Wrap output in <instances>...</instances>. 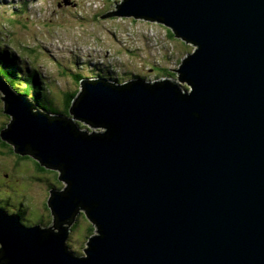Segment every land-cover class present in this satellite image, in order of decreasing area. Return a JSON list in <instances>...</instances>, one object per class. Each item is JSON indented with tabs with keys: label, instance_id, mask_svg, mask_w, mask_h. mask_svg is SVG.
I'll list each match as a JSON object with an SVG mask.
<instances>
[{
	"label": "water",
	"instance_id": "water-1",
	"mask_svg": "<svg viewBox=\"0 0 264 264\" xmlns=\"http://www.w3.org/2000/svg\"><path fill=\"white\" fill-rule=\"evenodd\" d=\"M113 1L99 19L159 22L198 49L178 80H83L66 118L0 72L1 137L65 183L48 228L0 208V264H264V0ZM81 212L97 235L76 256Z\"/></svg>",
	"mask_w": 264,
	"mask_h": 264
},
{
	"label": "rangeland",
	"instance_id": "rangeland-1",
	"mask_svg": "<svg viewBox=\"0 0 264 264\" xmlns=\"http://www.w3.org/2000/svg\"><path fill=\"white\" fill-rule=\"evenodd\" d=\"M23 1L27 2V7H23ZM23 1L0 2V51L7 54L11 51L18 61L15 69H9L18 82H23L25 76H17L16 70L22 74L38 71V81H45L48 86L45 96L54 102L61 114L67 111L65 94L72 93L74 103L82 90L83 80L103 78L118 84L129 83L134 77H142L148 82L178 80L177 71L182 60L189 52L194 53L198 49L181 39H171L169 28L159 22L119 16L99 19L110 11H116L113 0ZM32 5L34 9L28 13ZM5 31L9 34L6 41L2 38ZM103 67H106L105 73L101 72ZM165 69L169 72H163ZM78 74L83 76L79 83ZM118 76L122 80H117ZM8 78L14 80L10 76ZM20 87L25 89V86ZM11 122L12 117L4 114V103L0 99V136ZM8 150L0 143V208H6L8 212L11 209V212H17L15 208L18 207L25 209L26 214L24 217L21 215L20 220L23 224L32 226L39 222L42 228H48L53 222L44 203L46 198H50L48 190L57 188L63 191L65 184L57 183L56 187L50 188L48 184L56 182L57 171H39L33 160H20L16 153ZM5 197L13 198L22 206H8L7 200H2ZM85 221L80 216L76 223L79 224L78 229L70 235L68 245L73 251L78 250L81 242L84 249L87 247V241L83 244L79 233L80 224L84 226L83 232L89 224ZM92 234L97 235L96 227Z\"/></svg>",
	"mask_w": 264,
	"mask_h": 264
},
{
	"label": "trees",
	"instance_id": "trees-1",
	"mask_svg": "<svg viewBox=\"0 0 264 264\" xmlns=\"http://www.w3.org/2000/svg\"><path fill=\"white\" fill-rule=\"evenodd\" d=\"M25 7H27V2L25 3L24 2V4H23ZM15 11V10H14ZM168 30V29H167ZM169 37L172 39V38H176V36L173 34V32L169 29ZM185 43V42H184ZM186 44V43H185ZM192 47H194V45H192ZM0 49H2V47L0 46ZM6 50V49H5ZM190 53V52H189ZM8 55V56H7ZM16 65H18V61L16 60V58H15V56L12 54V52L11 51H8V54L7 53H4V52H2V51H0V72L6 77V78H8V76H10V77H12V78H14L13 77V72L10 70L9 71V69L10 68H16L17 66ZM105 68L106 67H103L102 68V71L101 72H103V73H105ZM32 70H30V74L28 73V74H25V73H23L22 74V71H19V70H16V74H17V76H19V75H22V76H25L24 78H23V82H21V86H25V89H22L21 87H17L24 95L25 94H28L29 96H32L33 98H35L36 99V102L39 104V106H40V108L43 110V111H45V112H49V113H51V114H55V115H58V114H60V115H62L63 117L65 116V118L66 117H69L71 114H70V112H69V110H70V107H71V105H72V102H73V95H72V93H66L65 94V101H66V104H67V111H66V113H64V114H61V111L54 105V102L52 101V100H49L48 98V96L46 95L45 96V94L47 93V85H46V83H45V81H44V83L42 82V81H38V79H40L39 78V76H38V71L37 70H34V72H31ZM163 72H165V73H168L169 72V70H168V72H167V69H165ZM100 74L99 73H97V76H99ZM172 74L171 73H169V76H171ZM32 78H35V79H32ZM81 78H83V76H81V75H79L78 74V76H77V82L81 79ZM112 78V77H111ZM115 78V77H114ZM134 78H136V77H134ZM9 79V78H8ZM14 80H16L15 78H14ZM14 80H10L9 79V81L12 83V84H16L15 83V81ZM117 80H122L119 76L117 77ZM109 81H111V79H109ZM79 83V82H78ZM121 83V82H120ZM119 83V84H120ZM44 90V91H43ZM50 91V90H49ZM76 92H78V91H76ZM74 96H75V94H74ZM0 143L2 144V146L5 148V149H10V150H8V151H10L11 153H14L15 154V152H14V150H13V146L12 145H10L9 143H7V142H5V141H3V138L0 136ZM16 157H19L20 158V160H24V159H26V160H33V162L36 164V166H35V168L36 169H38L39 171H42V172H44V173H50L51 172V170H47V169H45V168H43L37 161H35V159L33 158V157H29V156H20V155H15ZM53 173V172H52ZM51 183V182H50ZM57 183H60L58 180H56V182L55 183H51V184H48L49 186H50V188L51 187H56V184ZM58 187V186H57ZM14 207V206H13ZM21 207V206H20ZM46 207H47V205H46ZM16 209V211L17 212H11L12 211V209H11V211H10V213H16L17 215H19L20 216V219H22V216L24 217V215L26 214V211H25V209H23L22 210V208L20 209L19 207L18 208H15ZM21 210L22 211H24V213L23 212H21ZM6 211H8V209L6 210ZM22 216H21V215ZM85 216V219H86V221H88L87 222V224L88 225H86V227H85V231L83 232L82 230H83V228H84V226H83V224H80V231H79V233L82 235L81 237L83 238V244H85L84 242H86L87 241V243L89 242V239H90V237L93 235L92 233L94 232V229H95V227H92L91 225H93L91 222H90V220L87 218V216H86V214L85 213H80V216L83 218V221H85V219H84V216ZM79 216V217H80ZM79 217H78V219H79ZM50 218H53V217H51L50 216ZM78 219H77V221H78ZM77 221L75 222V224H74V226H73V229H72V232H74L76 229H78V225L76 224L77 223ZM86 221H85V224H86ZM23 223V222H22ZM89 231H90V233H89ZM71 232V233H72ZM87 233H89V235H90V237H86V234ZM85 239V240H84ZM70 242H71V238H70V240H69ZM78 244H80V246H79V248H78V250H75V251H78V252H81L82 254H84V247L82 246V242L81 243H78Z\"/></svg>",
	"mask_w": 264,
	"mask_h": 264
},
{
	"label": "clouds",
	"instance_id": "clouds-1",
	"mask_svg": "<svg viewBox=\"0 0 264 264\" xmlns=\"http://www.w3.org/2000/svg\"><path fill=\"white\" fill-rule=\"evenodd\" d=\"M58 172V171H57ZM57 174V179L56 180H58L61 184H62V181H60L59 180V172L58 173H56ZM64 183V182H63ZM65 184V183H64ZM65 187V186H64ZM50 191L51 190H48V192H49V196H50ZM2 200H7V205L8 206H10V207H13V206H16V205H18V204H20V206H22V204L20 203V202H15L14 200H13V198H11V197H8V199H6V197L5 198H3ZM48 200L49 199H47L46 198V200H45V206L47 205V210L50 212V215H51V217H52V214H51V211H50V208H49V204H48ZM4 210H7L6 208H3ZM21 215V214H20ZM52 220H53V218H52ZM35 222V221H34ZM36 223H39V222H36ZM35 223V224H36ZM24 225H26V226H28V227H33V225L32 226H29L28 224H24ZM40 225V224H39ZM70 251L72 252V253H74L76 256H83V255H80V254H77L75 251H73L72 249H70Z\"/></svg>",
	"mask_w": 264,
	"mask_h": 264
},
{
	"label": "bare ground",
	"instance_id": "bare-ground-1",
	"mask_svg": "<svg viewBox=\"0 0 264 264\" xmlns=\"http://www.w3.org/2000/svg\"><path fill=\"white\" fill-rule=\"evenodd\" d=\"M131 18V17H130ZM149 21V20H148ZM196 47V46H195ZM195 51V50H194ZM138 78H134V80H137ZM133 80V81H134ZM112 81V80H111ZM110 82V81H109ZM187 92H189V85L187 84V85H185L184 87H183ZM191 92V91H190ZM189 92V93H190ZM3 141H5V142H7L6 140H3ZM7 143H9V142H7ZM13 147H14V145H12ZM33 157V156H32ZM51 190H59V189H57V188H54V189H51ZM16 213H10V212H8L7 211V215H15ZM17 215V214H16ZM19 216V215H18ZM21 219L19 218V223L21 224V225H23L24 226V224L20 221ZM40 223H37V224H34L33 225V227H35V226H38ZM72 232V231H71ZM70 235H71V233H70ZM70 235H69V238H70ZM69 238H68V240H67V246L69 247V250L71 249L70 248V246L68 245V242H69ZM85 249H88V244H87V247L85 248Z\"/></svg>",
	"mask_w": 264,
	"mask_h": 264
},
{
	"label": "flooded vegetation",
	"instance_id": "flooded-vegetation-1",
	"mask_svg": "<svg viewBox=\"0 0 264 264\" xmlns=\"http://www.w3.org/2000/svg\"><path fill=\"white\" fill-rule=\"evenodd\" d=\"M23 7H25L24 5H23ZM5 36V37H4ZM9 37V34L5 31V33H4V35L2 36V38H3V40H4V38H5V40L4 41H6L7 40V38ZM17 81V80H16ZM21 82H18L17 81V83L16 84H14L15 85V87H20L21 85H19ZM1 99V98H0Z\"/></svg>",
	"mask_w": 264,
	"mask_h": 264
},
{
	"label": "built area",
	"instance_id": "built-area-1",
	"mask_svg": "<svg viewBox=\"0 0 264 264\" xmlns=\"http://www.w3.org/2000/svg\"><path fill=\"white\" fill-rule=\"evenodd\" d=\"M8 1V0H7ZM20 1V0H19Z\"/></svg>",
	"mask_w": 264,
	"mask_h": 264
}]
</instances>
